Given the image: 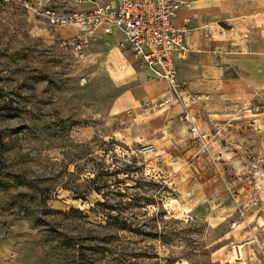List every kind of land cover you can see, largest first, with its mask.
<instances>
[{
    "label": "rangeland",
    "instance_id": "rangeland-1",
    "mask_svg": "<svg viewBox=\"0 0 264 264\" xmlns=\"http://www.w3.org/2000/svg\"><path fill=\"white\" fill-rule=\"evenodd\" d=\"M104 2L0 0V264H264V160L218 168L170 86L40 13Z\"/></svg>",
    "mask_w": 264,
    "mask_h": 264
},
{
    "label": "crops",
    "instance_id": "crops-1",
    "mask_svg": "<svg viewBox=\"0 0 264 264\" xmlns=\"http://www.w3.org/2000/svg\"><path fill=\"white\" fill-rule=\"evenodd\" d=\"M70 1L86 7L91 0ZM185 1L189 5L180 7L174 22L191 28L189 50L174 58L179 81L200 97L184 96L182 104L195 117L200 139L215 146L211 154L219 160L218 168L221 158L234 161L237 155L264 160V0ZM95 37L107 38L106 48L115 52L120 65L135 61L118 46L124 39L121 31ZM128 72L135 70L131 66ZM154 81L169 87L164 80Z\"/></svg>",
    "mask_w": 264,
    "mask_h": 264
},
{
    "label": "built area",
    "instance_id": "built-area-1",
    "mask_svg": "<svg viewBox=\"0 0 264 264\" xmlns=\"http://www.w3.org/2000/svg\"><path fill=\"white\" fill-rule=\"evenodd\" d=\"M184 5L189 4L185 0H113L98 4L91 11L61 13L45 7L40 13L53 25H77L80 31L72 42L78 49L86 47L99 33L111 35L116 30L121 31L124 39L119 43L120 47L129 52L151 78L166 81L181 99L184 96L197 99L200 95L189 92L179 81L174 58L175 54L184 56L189 50L191 28L174 22L178 10ZM82 81L84 83L87 79ZM182 120L191 126L194 134H199L195 118L187 106Z\"/></svg>",
    "mask_w": 264,
    "mask_h": 264
},
{
    "label": "trees",
    "instance_id": "trees-1",
    "mask_svg": "<svg viewBox=\"0 0 264 264\" xmlns=\"http://www.w3.org/2000/svg\"><path fill=\"white\" fill-rule=\"evenodd\" d=\"M104 202H99L98 204H103ZM118 218V217H117ZM124 218V217H123ZM127 219V218H126ZM126 219H124L125 220V222H123V224H124V226H127V225H125V224H127L126 223ZM123 220V219H122ZM123 225H122V227L121 228H125ZM126 229V228H125ZM130 230H132V229H130ZM148 234V233H147ZM156 234V233H155Z\"/></svg>",
    "mask_w": 264,
    "mask_h": 264
}]
</instances>
